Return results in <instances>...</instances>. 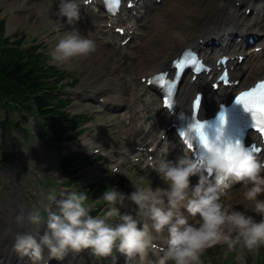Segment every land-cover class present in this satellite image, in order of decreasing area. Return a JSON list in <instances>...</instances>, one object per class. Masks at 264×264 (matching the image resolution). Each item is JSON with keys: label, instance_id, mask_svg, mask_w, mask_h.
<instances>
[{"label": "clouds", "instance_id": "obj_1", "mask_svg": "<svg viewBox=\"0 0 264 264\" xmlns=\"http://www.w3.org/2000/svg\"><path fill=\"white\" fill-rule=\"evenodd\" d=\"M58 14L68 24H76L81 0H60ZM95 49L92 38L72 28L59 37L50 57L64 66ZM210 144L207 164L187 154L151 161L163 184L133 181L130 193L109 186L97 198L106 205L99 214H93L87 191L65 190L60 198L50 192L47 199L55 207L49 204L46 216L33 207L26 216L38 227L46 219L45 231L39 237L17 231L13 251L30 256L33 264H48L50 258L62 259L69 251L83 249L97 258L119 251L126 264H202L205 249L218 243L256 249L264 244V158L242 140H210ZM109 169L120 171L115 166ZM235 183L241 184L251 212L248 203L241 208L222 198ZM129 200L137 206L135 211H122ZM16 220L22 225L25 214H18Z\"/></svg>", "mask_w": 264, "mask_h": 264}, {"label": "rangeland", "instance_id": "obj_2", "mask_svg": "<svg viewBox=\"0 0 264 264\" xmlns=\"http://www.w3.org/2000/svg\"><path fill=\"white\" fill-rule=\"evenodd\" d=\"M42 1L45 0H17L16 2L0 0V16L5 17L9 33L24 30L27 32L29 42L33 41V36H36V42L44 43L46 46V51L50 55V51L58 41L59 37L65 32L69 31V28H66L69 26L63 25V22L66 21V18L60 17L58 13L52 16L47 13L45 15H38V13H35L34 11L36 8L31 7L40 6L43 3ZM52 1L56 4V9L58 11L60 0ZM174 2H181L183 7L188 10L196 7L195 15L198 19H200L204 13L208 14L207 16L214 14L216 9L220 8V4H222L227 11H230L231 7L233 6L231 0H164V2L159 5L157 9L149 12L150 15L147 17V19L145 18L146 20L141 22L146 26V33L154 30V28L158 25L159 18L163 16V10L167 9L168 5L173 4ZM209 4L210 6L206 8V6ZM96 18L99 19L97 16ZM98 23L100 24L101 21ZM203 25L204 24H199L198 26H195L194 29L190 30V32H199ZM75 26V28H78L83 35L97 39L101 43L104 42V40L99 37L100 32H103L101 28L104 27L103 25L98 27L96 26L95 30H93V26L84 25L80 20L75 24ZM109 33L112 36V33ZM141 43H143L142 38H137L135 41L129 44L128 48L122 49L121 51H123V53L121 54L118 51L112 49V52H114L111 56L112 61H115L118 58L121 59L120 62L122 63L124 69L120 68V70L119 68L112 70L104 69V67L97 61L94 68L89 69V71H84L83 65L87 64L89 60H94V54L96 51L95 53H92L88 56L75 57L70 64L64 65L63 67L58 62H53L52 59L50 61L54 64H57L62 69H67L73 72V74L68 75V81H71L73 78H78L77 84L75 86H71L69 89V95L78 97L81 90L84 89L89 91V95L92 94L95 96V94L91 92L93 89V84L88 85L92 82L87 81V86H89V88L80 87L78 86L79 83H85L86 81H83V78L87 76L98 77L100 75H104V77L107 78L108 74L112 73L119 74L122 77L123 81L120 82L121 88H124L128 92L127 96L131 97V100H136L139 92L144 90L143 85L138 86L139 75L137 74L139 71V64L137 60L141 55ZM100 48V44L96 42V49ZM122 70H125V72L122 73ZM74 74H76V77ZM104 81H101L99 84H102ZM102 93L103 92H101V94ZM76 100H79L83 107L78 109L71 108L73 112H89L95 115V118L89 122V125H87V129L83 134L85 138L77 142L79 143V147L85 149V151L82 152L90 153L91 144L90 142L87 143L86 139L91 135L98 136L95 141L97 144L103 146L102 152L99 153L101 155V160L98 163L101 165V167H89V171L87 172L89 175L85 179L92 181L96 177L101 176L102 179L106 180L109 175L114 174L116 176L115 180L119 182L115 183V185L118 186L120 190L128 193L134 190L133 181L143 183L150 180L153 182V186H156L157 184H163V181H161L158 174L154 170L150 169V167H148L144 161L136 164L128 163L124 166L119 164L121 159V151L124 150L126 146H128V143H130V141L121 138L119 134L121 132L126 133L127 135L133 137L132 141L135 140V136L139 137V133L137 134L133 130H138V124L143 118L139 111H137L135 108L127 110V113L132 114L133 119L131 126H125L123 125L122 121L123 115L126 113L125 110L120 114H114V116L106 115L94 109L97 107V102L94 100ZM154 106L155 104L153 105L150 103L149 107L144 110L145 115L149 114L151 108ZM6 116H9L13 122L9 130L11 132L12 143L15 145L11 150V152H14V162L24 166V168L21 169L23 174L21 179L19 180L17 178V183L15 184L11 174L12 166L5 160L8 148L4 144L5 132L0 127V198L5 197L11 201H14L12 197L15 194H18L20 195L19 202L22 203L28 211L33 208L31 205L34 203H36L35 207L40 206L39 204L47 207L49 204H51V201L47 199L48 194L50 192L55 194L56 190L63 187V185L66 183L65 181L70 183V180L65 178V175L61 173V157L65 154L66 149L65 147H59L56 144L50 143L48 141V135L44 133L42 122L37 118L36 115L26 112L20 108L8 110V108H6V106L1 102L0 121L5 119ZM15 122H17V124H14ZM100 122H115L116 125L114 127L109 126V130L106 129L105 132L101 133L99 128L96 127V124ZM155 130L152 129L150 131ZM25 136L27 140L23 139ZM148 137L150 138L151 136ZM71 144L74 143H68L67 145ZM43 163H47V166H45ZM113 164H118L120 166L119 172L112 173L109 168H111ZM99 168L101 171H98ZM95 169L96 171H94ZM122 178L124 179L123 181H121ZM39 180L42 187H39ZM70 185L74 188L78 186V184L74 182ZM29 194H33V198H30ZM131 203V200L127 201L126 204L122 206L121 210L133 211V208L130 207ZM95 208L97 207L94 206L92 210ZM45 226H47L46 221ZM262 246H264V244H261L254 250L237 246L235 256H239L242 259V264H254L256 261L255 252ZM84 250L85 251L81 257V263L92 264V262H94V264H105L107 262V260L95 257L90 252V250ZM208 250L212 254V258L210 260H203L202 264H221L224 262L225 256L227 254L225 245L220 244L217 247H208L205 249V251ZM114 251L116 252L115 254L119 252L116 250ZM86 256L88 259H86ZM201 256H203V253Z\"/></svg>", "mask_w": 264, "mask_h": 264}, {"label": "bare ground", "instance_id": "obj_3", "mask_svg": "<svg viewBox=\"0 0 264 264\" xmlns=\"http://www.w3.org/2000/svg\"><path fill=\"white\" fill-rule=\"evenodd\" d=\"M10 2H16L17 0H8ZM43 3L38 7H31L36 8L35 13H38V15L42 14L45 15L50 14V16L57 14L58 11L56 9V4L53 3L52 0H45L42 1ZM214 2V1H211ZM223 3V2H221ZM209 5L206 6L209 7ZM222 6V4H220ZM238 9L235 8L232 13L238 14ZM196 7L188 10L185 9L181 2H174L173 4H169L168 8L163 10V16L159 18L158 25L154 28V31L149 36H144L143 43L141 45V55L138 59V63L141 67V72L144 74L149 73L148 71L152 68L155 69L156 67L160 66H166L167 60L174 57L183 47L189 45L187 42L194 43V38L191 36L193 32H190L191 29H193L194 26L199 24H205L210 25L212 30L215 29L219 24L221 23L220 16L224 15L225 12H223V9L220 8L215 16L213 17H205L203 16L202 19H198L195 15ZM94 15L91 13L90 18H93ZM88 19V24L93 26V28L96 26L95 22H90ZM255 21V18H243L241 17L239 21H241L242 27L247 28L251 26V22ZM261 22L264 24V17L261 18ZM63 25H68L71 27L69 30L73 28L72 24H68L67 20L63 22ZM62 25V26H63ZM138 25V24H137ZM139 28V26H138ZM263 29H256V31H260ZM262 32L261 37L264 40V33ZM210 32H207L209 34ZM111 49V48H110ZM235 49L239 51H243L244 47L242 44H236ZM118 52L121 54V50L118 48ZM96 51V53H95ZM93 53H95L94 60H89V62L85 65H83L84 71H89V69H92L95 67V63L98 61L100 65L104 67V69L112 70V66L115 67H123L122 63L120 62L121 59L118 58L115 61H112L111 56L112 53H110V50L108 47L104 46L100 49H95ZM207 49H202L203 54L206 56H210L206 53ZM93 58V57H91ZM151 59L153 61V64L151 63ZM96 60V61H95ZM122 65V66H121ZM156 66V67H154ZM120 70V69H119ZM125 72V70H122V73ZM264 72V57L261 58L260 65L256 66L254 69L247 70L243 67H236L232 69V73L236 74L238 76H242V81L240 83V86H243L244 84L249 83L252 80V77L258 76ZM95 79H97L99 82L106 80L103 84H96V89L98 87L104 89L107 91L108 94L111 96L114 95V92L119 93V100L127 103L128 101H131L128 97L125 96V94L120 89V82L123 81L122 77L119 74H108V78H105L104 75H100L98 77H84L83 81H86L85 83L92 82L95 83ZM203 86L202 82H199L195 87ZM190 89H192L191 83H186L184 90H188L190 92ZM207 89V88H206ZM179 97V106H181L183 109H187L188 106V100H187V94H185L183 91L178 93ZM216 101V100H215ZM112 107L117 108L115 105H119L118 102L112 101L111 102ZM212 103V102H211ZM211 103H206L204 106V109H209L211 107ZM77 105V103H75ZM163 110H166L165 108H161L160 106H156L155 110L153 111L154 117L157 116L159 112H162ZM164 114H167L163 111ZM152 117V118H154ZM149 125V122H147ZM94 148L97 147V145L93 146ZM179 153H182V151H179ZM44 165H47V163H44ZM239 189V188H238ZM243 188L238 191L237 194H235V191L233 194L225 196L223 198L227 203L232 204L236 207L243 208L244 203L249 204V208L247 209L249 212H251V203L248 201H243L242 198ZM264 196V194H261ZM6 211V210H5ZM25 214V221L21 225L17 223V220L15 217L8 218L9 214H5L2 220H0V264H11L12 260L16 259L17 252L13 251L12 249V243L14 240L15 233L17 231H23L24 224L26 222V213L20 212ZM254 214V213H252ZM68 264H76L73 261H69Z\"/></svg>", "mask_w": 264, "mask_h": 264}, {"label": "trees", "instance_id": "obj_4", "mask_svg": "<svg viewBox=\"0 0 264 264\" xmlns=\"http://www.w3.org/2000/svg\"><path fill=\"white\" fill-rule=\"evenodd\" d=\"M21 41H10L4 34V21L0 20V98L24 105L32 102L46 113L55 100L52 90L56 84L46 81L54 67L47 65L48 56L39 52L38 46L25 49ZM63 103H55L57 111ZM49 130L54 136L61 131L57 127Z\"/></svg>", "mask_w": 264, "mask_h": 264}, {"label": "snow or ice", "instance_id": "obj_5", "mask_svg": "<svg viewBox=\"0 0 264 264\" xmlns=\"http://www.w3.org/2000/svg\"><path fill=\"white\" fill-rule=\"evenodd\" d=\"M196 70L199 71L200 69L197 68ZM224 82L227 83V73H225ZM236 99L238 102L244 105L245 109L251 111L252 117L256 118L257 120V123L255 124V128L259 132L264 133V81H260L257 85L250 88L249 90L241 92L238 96H236ZM192 103H193V109L198 110L201 104V97L197 95ZM165 104L171 107V102L168 99V97H165ZM221 120L223 122V113H221ZM206 123H207L206 121L196 120L194 123L190 125V128L192 129V132L194 130L195 135L199 137L201 144H203L204 147L208 151H210L211 149L210 140L207 133L204 130V125ZM181 135L187 139L189 137V132L182 131ZM219 139L220 137L218 136L217 140ZM236 142H239V140H237ZM192 146H193V141L190 140L189 147ZM256 151L259 152L260 150L256 149Z\"/></svg>", "mask_w": 264, "mask_h": 264}]
</instances>
